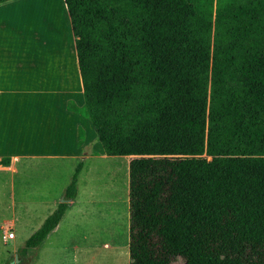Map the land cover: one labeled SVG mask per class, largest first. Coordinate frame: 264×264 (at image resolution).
I'll return each mask as SVG.
<instances>
[{
    "label": "trees",
    "instance_id": "1",
    "mask_svg": "<svg viewBox=\"0 0 264 264\" xmlns=\"http://www.w3.org/2000/svg\"><path fill=\"white\" fill-rule=\"evenodd\" d=\"M64 3L84 101L67 110L131 158L129 264H264V0ZM82 167L17 264L57 230Z\"/></svg>",
    "mask_w": 264,
    "mask_h": 264
},
{
    "label": "crops",
    "instance_id": "2",
    "mask_svg": "<svg viewBox=\"0 0 264 264\" xmlns=\"http://www.w3.org/2000/svg\"><path fill=\"white\" fill-rule=\"evenodd\" d=\"M68 102L81 108L84 101L64 0L0 5V159L10 158L8 165L0 164V264L6 254L14 258L54 211L74 161L82 154L87 161L115 158L94 142L90 121L67 110ZM82 187L76 184L75 200L33 264H92L97 258L96 264H119L123 258L120 264H128V217L87 216L92 203L87 193L80 196ZM111 220L118 221L117 229L108 237L104 224Z\"/></svg>",
    "mask_w": 264,
    "mask_h": 264
},
{
    "label": "rangeland",
    "instance_id": "3",
    "mask_svg": "<svg viewBox=\"0 0 264 264\" xmlns=\"http://www.w3.org/2000/svg\"><path fill=\"white\" fill-rule=\"evenodd\" d=\"M53 47V49L55 50L58 49V46ZM66 52H69L68 46L66 47ZM94 142L97 141L94 139ZM90 145L92 146V143ZM87 153L89 152L87 151L86 154ZM83 156H85V154H82L76 161H74L75 163L70 166L69 177L66 184H68L70 176L72 175L78 161L83 160V167L80 170L81 173L79 172V174L77 175L76 184H83L84 188H81L80 196L83 197L87 193V199L91 200V207L90 205H88V207L86 206L88 212L87 216L94 215L95 219L104 220L105 218L113 217L116 214L120 221H124L126 216L129 220L128 166L126 165V162L127 160L129 161L131 158L115 157L108 160L96 158L87 161ZM202 158L206 161L211 160V157L206 155H204ZM84 185H86V187ZM61 201L62 197H60L59 199V202ZM109 201L110 204L107 203ZM117 222L118 221L114 223V221L111 220L104 224V230L106 231L108 237H110L111 234L114 235L117 229ZM66 254L68 256L70 255L69 252H67ZM123 259H121V261L117 260L118 263H122ZM8 261L9 259L6 257L4 263L6 264ZM96 263H99V258H97L92 264Z\"/></svg>",
    "mask_w": 264,
    "mask_h": 264
},
{
    "label": "water",
    "instance_id": "4",
    "mask_svg": "<svg viewBox=\"0 0 264 264\" xmlns=\"http://www.w3.org/2000/svg\"><path fill=\"white\" fill-rule=\"evenodd\" d=\"M19 262L18 256L15 254L12 261L9 262V264H17Z\"/></svg>",
    "mask_w": 264,
    "mask_h": 264
},
{
    "label": "built area",
    "instance_id": "5",
    "mask_svg": "<svg viewBox=\"0 0 264 264\" xmlns=\"http://www.w3.org/2000/svg\"><path fill=\"white\" fill-rule=\"evenodd\" d=\"M8 236H9V238H12L13 234H12V233H10Z\"/></svg>",
    "mask_w": 264,
    "mask_h": 264
}]
</instances>
